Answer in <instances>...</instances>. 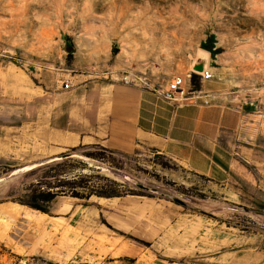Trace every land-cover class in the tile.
<instances>
[{
    "label": "rangeland",
    "instance_id": "rangeland-1",
    "mask_svg": "<svg viewBox=\"0 0 264 264\" xmlns=\"http://www.w3.org/2000/svg\"><path fill=\"white\" fill-rule=\"evenodd\" d=\"M201 53L211 56L213 80L224 84L229 100L259 101L264 0H0V64L35 76L76 75L79 64L120 61L164 79L193 70L190 64L200 62ZM193 80L201 89L199 77ZM8 111L0 108L4 126L13 124ZM49 192L135 196L143 205L139 214L134 207L142 224L132 234L113 235L137 250L139 264H264V196L253 188L238 196L233 187L152 152L88 145L49 156L27 143L0 158V202ZM134 256L110 264H137ZM0 264L56 263L23 255L0 240Z\"/></svg>",
    "mask_w": 264,
    "mask_h": 264
},
{
    "label": "crops",
    "instance_id": "crops-1",
    "mask_svg": "<svg viewBox=\"0 0 264 264\" xmlns=\"http://www.w3.org/2000/svg\"><path fill=\"white\" fill-rule=\"evenodd\" d=\"M211 63L210 56L207 69L214 79ZM79 65L82 71L76 75L42 77L0 64V108L13 115V124H0V158L27 143L49 156L88 145L124 154L152 152L196 176L233 187L238 196L252 188L264 196V95L250 104L234 102L224 95V84L211 79L200 89L209 103L178 106L107 75L140 64ZM171 73L167 78L184 71ZM142 206L129 195L57 196L48 213L0 202V240L23 255L56 264H110L137 251L113 233L132 234L142 224L134 207L139 214ZM134 257L139 264L141 258Z\"/></svg>",
    "mask_w": 264,
    "mask_h": 264
},
{
    "label": "built area",
    "instance_id": "built-area-1",
    "mask_svg": "<svg viewBox=\"0 0 264 264\" xmlns=\"http://www.w3.org/2000/svg\"><path fill=\"white\" fill-rule=\"evenodd\" d=\"M107 75L110 78L115 77L116 81L125 86L150 91L160 99L178 106L199 104L200 102L209 103V95L200 89H195L192 86V80L194 75L198 76L202 82L213 79L209 70L203 73L191 70L186 74H177L164 79L137 70H125L118 73L108 72ZM65 88H69V84H65Z\"/></svg>",
    "mask_w": 264,
    "mask_h": 264
},
{
    "label": "trees",
    "instance_id": "trees-1",
    "mask_svg": "<svg viewBox=\"0 0 264 264\" xmlns=\"http://www.w3.org/2000/svg\"><path fill=\"white\" fill-rule=\"evenodd\" d=\"M197 77L198 76L194 75L193 79H195ZM124 195H118V194H114V193H101V194L90 193L87 196H81V195L76 194V193L67 194L65 192H60V193H58V192L50 193L49 192L47 194L42 193V194H38V195H33L27 201L17 200L14 202L19 203L21 205H25L29 208H32L34 210H37V211H40L43 213H48L49 212V205L53 202V200L57 196H70L72 198H76V199H80V200H86V199H89L91 196L104 197V198H114V197H122Z\"/></svg>",
    "mask_w": 264,
    "mask_h": 264
},
{
    "label": "water",
    "instance_id": "water-1",
    "mask_svg": "<svg viewBox=\"0 0 264 264\" xmlns=\"http://www.w3.org/2000/svg\"><path fill=\"white\" fill-rule=\"evenodd\" d=\"M209 59H210V56H209L208 53H201L200 54V62H194V64H193V70L195 72H197V73H203L206 70H208L207 67H208V64H209ZM62 158H64V156H62V157H55V158L51 159L50 162L59 161ZM50 162H47V163H50ZM22 168H19L17 170H14L11 175H15V174L23 171Z\"/></svg>",
    "mask_w": 264,
    "mask_h": 264
},
{
    "label": "bare ground",
    "instance_id": "bare-ground-1",
    "mask_svg": "<svg viewBox=\"0 0 264 264\" xmlns=\"http://www.w3.org/2000/svg\"><path fill=\"white\" fill-rule=\"evenodd\" d=\"M47 162H50V160L41 161L39 163H36V164L30 165V166L23 167L22 170H31V169H33L35 167H38V166H41V165H43L44 163H47Z\"/></svg>",
    "mask_w": 264,
    "mask_h": 264
}]
</instances>
